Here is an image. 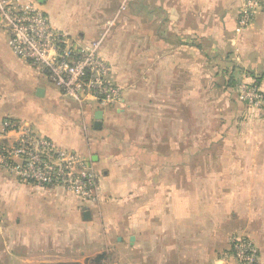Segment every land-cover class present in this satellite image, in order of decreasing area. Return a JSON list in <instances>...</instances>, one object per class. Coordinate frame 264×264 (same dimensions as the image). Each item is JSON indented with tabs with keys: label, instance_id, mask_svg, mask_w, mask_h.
<instances>
[{
	"label": "crops",
	"instance_id": "0c3cea01",
	"mask_svg": "<svg viewBox=\"0 0 264 264\" xmlns=\"http://www.w3.org/2000/svg\"><path fill=\"white\" fill-rule=\"evenodd\" d=\"M17 1L42 8L53 27L66 32L74 44L99 39V53L110 65L109 78L120 87L121 100L101 107L92 97L78 100L64 95L48 73L12 52L0 23V143L14 144L22 132L32 131L60 148L76 151L90 167L101 170L111 195L120 192V198L124 191L130 193L127 222L133 231L127 234V251L133 256L131 264H139L135 256L140 252L136 247L140 231L141 264H237L228 254L231 233L251 239L259 250V264H264V107L256 119L241 125L244 136L237 138L239 150L228 166L187 169L192 176L207 177V184L201 186L198 179L191 180L195 183L187 191L191 208L187 213L179 178L183 169L174 163L182 159V141L177 132L174 139L166 138L168 127H181L188 72L190 104L194 91V111L198 109L200 63L207 66L206 76L212 82L241 69L242 77H263L258 85L264 88V6L255 12L252 25L242 30L238 27L242 0ZM110 20L112 25L107 24ZM39 88L44 89L43 96H38ZM140 99L143 110L152 113L148 120L158 113V134L151 139L158 148L147 153L157 159L152 165L139 161L135 146L120 153L123 142L117 124L111 125L113 112L122 115L124 108H135ZM98 110L103 111L101 128L95 127ZM6 121L17 128L5 130ZM148 127L156 128L153 122ZM64 192L0 171V264L8 256L40 254L35 224L53 222L54 200L66 208V223L77 217L75 212L84 202ZM91 213L90 220L81 213L84 222H109L108 216L96 220ZM14 223L12 240L7 224ZM27 224L32 225L31 236L17 235ZM123 224L118 221L114 231L107 232L118 234L120 241L119 234L126 231ZM68 240L66 245H72Z\"/></svg>",
	"mask_w": 264,
	"mask_h": 264
},
{
	"label": "rangeland",
	"instance_id": "374dc122",
	"mask_svg": "<svg viewBox=\"0 0 264 264\" xmlns=\"http://www.w3.org/2000/svg\"><path fill=\"white\" fill-rule=\"evenodd\" d=\"M123 7L126 6L124 5ZM206 69L207 66L200 63L197 111H194V103H196L194 102V91L192 94L193 106L190 104V73L188 72L185 77L186 79H184L181 127L179 128V124H177V128L168 127L166 134V138L169 141L174 139V135L177 132V138H180L182 141L180 145L182 159L173 161L176 167L183 169L182 175L179 178H181L180 184H182L183 205L187 203V206H183L185 213L191 211L189 207V196L187 195V191H190L191 184L195 183L191 180L198 179L200 186L207 184V177L192 176L191 173L187 172V169H221L224 163H227L226 166H228L229 158H233L235 156L234 154L239 150L237 143L239 139L237 138L242 135L241 125L244 121L249 122L256 119L258 112L264 107V88L258 85V81L254 77L252 80L249 77H242L240 75L242 72L241 69H234L233 71H236L234 75H228L225 80L220 79L212 82L206 76ZM120 100L121 97L115 103ZM146 107L149 108V105ZM124 109L125 112L122 115L113 112V118H111L113 120L111 124L112 128H114L113 123L117 124V133L123 142V145L121 144L119 146L118 151L121 153L130 146H135L136 154L140 162L151 165L156 163L157 159L153 160L147 153L158 148L157 144L151 140L155 134H158V113H155V117L152 116L153 118L148 120V115H152V113L147 114L143 110L142 99H140V104L135 108L126 107ZM134 122L137 125L136 127L133 126ZM152 122L156 126L155 129L148 127ZM229 125L230 129L227 130ZM195 126H198L197 129ZM179 135L180 137H178ZM196 140L198 143H196ZM129 142L131 143L127 145ZM191 149L193 152H191ZM167 164L168 167H171L172 161L168 160ZM92 171L96 174V180L100 186L98 191L94 193L92 200L83 201L84 204L76 210L77 217L69 218L70 221L66 223V212H64L66 208L57 200H54L53 207L51 208L54 215L51 218L53 222L50 224H35L38 227L40 254L35 256L28 252L27 255L8 256V260L4 263L1 261V264H131L133 256L128 254L130 248L127 236V234L133 231L127 222V201L130 198V193L124 191L123 197L120 198L117 197L122 194L120 192H114V195H111L105 174L95 168H92ZM203 179L205 181H201ZM58 188L65 191L64 193L66 195L65 188L60 186ZM178 194H181L180 190ZM205 194L206 192H204V196H206ZM75 197L79 198L77 196ZM85 210L94 212V218L96 220L97 218L108 216L109 222L107 224L84 222L81 213ZM151 211L154 212V209H151ZM118 221L124 223L122 226L126 230L123 235L119 234L121 235L120 237H123L119 239L120 241L116 239L118 234L107 232V230L114 231ZM189 222V219H187L186 224L189 225ZM138 223L141 225V221ZM27 225L29 227H24V230L21 233L18 232L17 235L29 238L31 236L29 228L32 225ZM16 226V223L7 224V228H9L8 234L10 235L8 237H11L12 240L14 239V228ZM124 229H120V231L123 233ZM139 234L140 237L137 240L136 247L140 249V252L138 254L139 256H135V258L141 264V248L144 246V242L141 231ZM231 234L228 254L238 260L231 251V241L234 237H247ZM52 236L54 238L53 241H51ZM46 237H48V241L46 242L44 240L41 243L43 241L42 239ZM67 238L71 241L72 245H66ZM249 240L252 241L251 239ZM33 241L35 242V239ZM27 243L30 244V240ZM41 248L44 250H41ZM46 249H48L47 251L50 254H46ZM101 256L103 257L97 261V258ZM237 264L240 263L237 262Z\"/></svg>",
	"mask_w": 264,
	"mask_h": 264
},
{
	"label": "built area",
	"instance_id": "2783aa9c",
	"mask_svg": "<svg viewBox=\"0 0 264 264\" xmlns=\"http://www.w3.org/2000/svg\"><path fill=\"white\" fill-rule=\"evenodd\" d=\"M263 6L264 0H242L238 27H250L255 12ZM0 23L9 35L12 52L48 73L64 95L78 100L92 97L101 107L121 97L120 87L109 78L110 65L99 53V39L74 44L66 32L53 27L39 6L17 0H0ZM5 127L17 128L12 121H6ZM0 144V171L10 172L23 182L60 186L82 201L92 200L99 189L89 162L49 138L25 130L14 144ZM231 251L240 264H259V250L247 238L234 237Z\"/></svg>",
	"mask_w": 264,
	"mask_h": 264
},
{
	"label": "water",
	"instance_id": "95a60500",
	"mask_svg": "<svg viewBox=\"0 0 264 264\" xmlns=\"http://www.w3.org/2000/svg\"><path fill=\"white\" fill-rule=\"evenodd\" d=\"M41 2H43L44 0H40ZM38 96H43L44 94V89L39 88L38 92H37ZM95 127L96 128H101L102 126V119H103V111L102 110H98L96 115H95ZM92 218V213L90 210H85L83 211V219L84 220H90ZM134 239V237H132V240ZM103 256L97 258V261L100 260V258H102Z\"/></svg>",
	"mask_w": 264,
	"mask_h": 264
},
{
	"label": "trees",
	"instance_id": "16d2710c",
	"mask_svg": "<svg viewBox=\"0 0 264 264\" xmlns=\"http://www.w3.org/2000/svg\"><path fill=\"white\" fill-rule=\"evenodd\" d=\"M254 78L258 81V84L261 82V79H263V77H258V76H254ZM2 146V144H0V147Z\"/></svg>",
	"mask_w": 264,
	"mask_h": 264
}]
</instances>
